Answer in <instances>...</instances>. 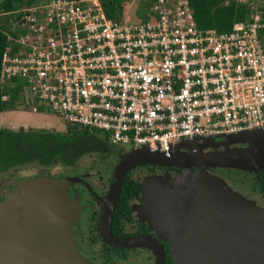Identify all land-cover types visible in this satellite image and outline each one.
Listing matches in <instances>:
<instances>
[{
	"label": "built area",
	"instance_id": "1",
	"mask_svg": "<svg viewBox=\"0 0 264 264\" xmlns=\"http://www.w3.org/2000/svg\"><path fill=\"white\" fill-rule=\"evenodd\" d=\"M14 13V30L1 28L4 101L16 87L30 111L166 154L183 139L264 127L259 13L229 31L199 28L189 0H151L137 21L108 17L101 0H48Z\"/></svg>",
	"mask_w": 264,
	"mask_h": 264
},
{
	"label": "water",
	"instance_id": "2",
	"mask_svg": "<svg viewBox=\"0 0 264 264\" xmlns=\"http://www.w3.org/2000/svg\"><path fill=\"white\" fill-rule=\"evenodd\" d=\"M219 136L223 139L217 144L247 145L194 156L178 151L187 142L196 147L211 146L208 141L214 137H206L198 144L199 139H183L168 154L147 147L123 154L108 192L100 199L97 230L103 242L113 247L148 248L155 255L154 264H164L158 239L119 240L111 233L123 180L137 165L198 166L199 171L172 183L159 178L140 183L145 198L142 218L170 242L174 264H264V207H256L224 188L221 180L206 171L211 165L251 172L264 169V127ZM75 181L67 178L53 184H19L6 194L0 201V264H94L79 255L70 232L77 208L74 201L65 198V190Z\"/></svg>",
	"mask_w": 264,
	"mask_h": 264
},
{
	"label": "flooded vegetation",
	"instance_id": "3",
	"mask_svg": "<svg viewBox=\"0 0 264 264\" xmlns=\"http://www.w3.org/2000/svg\"><path fill=\"white\" fill-rule=\"evenodd\" d=\"M91 132H93V134L100 137L106 142L104 147V152L98 151L97 153L94 152L87 153L81 156V158L78 159L75 162V164L72 165H68L65 164L64 162L58 161L61 163L63 167H66L69 170L70 169L76 170L77 164L82 159L92 155L96 159L92 164L87 165V167L85 164L86 169L84 173L83 174L79 173L78 177L74 176L76 178V181L72 185H69L66 188V190L69 192V196L71 200L72 201L77 200L78 203V205L75 204L78 214L77 216H75V219L72 222V226L70 230V232L72 231L73 233L72 236L74 237L73 238L74 243L76 244L80 253L90 254L91 258L89 259L97 264H111L112 262H117L119 264H154L155 255L150 249L145 247L109 246L103 242L97 230V216H98V211L102 204L100 199L105 197L106 193L108 192L114 174L113 169L110 175L108 174L105 175L102 173V171L104 170L105 165H108V163L111 162L110 159H113L117 156L119 159V156L131 151L132 146L111 143L104 134L97 131H91ZM222 139H223L222 137H217L214 139L213 147L209 146L204 148L200 146L196 147V145H193L194 143L192 144L191 142H188L186 147L181 146L178 149V151L183 154L194 156L196 154H200L204 152L224 151L227 148L243 147L247 145L246 143L217 144V142L221 141ZM96 157H98L99 160ZM23 166L24 165H19L17 167H23ZM114 166L116 167V165ZM15 167L16 166L4 170L3 172L0 173V176L6 171ZM185 170L194 172L200 170V167L191 166L190 169H187L185 167H177L174 165L167 166V165H159V164H143V165H137L132 169H130L126 173L125 179L129 178L135 181L136 185L139 187L138 192H136V194L132 196V198L128 199L127 208L124 209L123 213L120 215L117 221V225L114 228H112L111 226L112 235L119 240H126L131 238L142 237V236L154 237L159 240V242L163 247L165 254L164 264L166 262L167 256L170 257L171 263L169 264H174V260L170 255V249H171L170 242L166 240L161 234H158V232L154 228L150 227L148 225V222L141 221L139 219L140 218L139 208H141L142 206H144L143 204H145V198L140 191V181L143 180L142 178H145L146 175H149L150 178L152 177V179H158L159 177L165 179L175 178L178 177L180 173ZM206 170L213 177L218 178L219 180L222 179L226 183L224 186H227L232 190L241 193L247 199L254 201L257 205L264 206V169L258 170L257 172H251V171L239 170L237 168L211 165V166H207ZM233 171L241 172L246 176L249 175L250 180L246 182L248 185L246 193H242L241 186L239 187L241 180L240 182L236 181V176H235L236 174L233 173ZM141 176L142 178H140L141 180H139L138 177ZM229 180L231 182H229ZM17 184L18 182H16L15 185H10L9 187L7 186L5 190H8L11 187H15ZM251 186H253V188ZM2 195L3 193H0V197H2ZM115 210H116V206L113 212L112 220L115 214ZM112 220H111V224H112ZM84 232L86 234H84ZM97 242H99L98 244L100 245L98 247L99 250L97 249L98 250L97 254L96 255L94 254L97 257V259H93L92 258L93 254H91L89 248L91 247V245L95 246ZM83 244H85L86 249H82ZM141 252L142 253L146 252L147 253L146 257L142 261H139V263H137L136 260H138L139 256L141 255ZM132 255H134V259L136 260L133 259V261L129 262V258H132Z\"/></svg>",
	"mask_w": 264,
	"mask_h": 264
},
{
	"label": "trees",
	"instance_id": "4",
	"mask_svg": "<svg viewBox=\"0 0 264 264\" xmlns=\"http://www.w3.org/2000/svg\"><path fill=\"white\" fill-rule=\"evenodd\" d=\"M32 1L1 0L0 12L14 14L15 10L23 5L32 4ZM189 2L199 28L229 31L233 23L250 20L253 15L248 4L237 0H189ZM101 3L108 17L113 19L121 17L123 0H101ZM262 15L264 20V13ZM6 43V35L0 28V62ZM10 91V98L4 101L1 98L4 90L0 87V112L16 108L26 109L19 101L17 88L14 87ZM105 143L91 130L80 126L66 125L65 132L45 128H0V173L10 167L29 163L47 167L61 161L72 165L87 153L104 152ZM138 188L135 181L129 178L123 180L112 228L117 225L120 215L127 208L128 199L138 192ZM169 263L170 257L167 256L165 264Z\"/></svg>",
	"mask_w": 264,
	"mask_h": 264
},
{
	"label": "rangeland",
	"instance_id": "5",
	"mask_svg": "<svg viewBox=\"0 0 264 264\" xmlns=\"http://www.w3.org/2000/svg\"><path fill=\"white\" fill-rule=\"evenodd\" d=\"M47 1L48 0H33L32 4L37 5V4L45 3ZM237 1H239V2L242 1L241 3L248 4L252 14L259 13L261 15V17L263 18L262 14L264 13V9H263L264 8V0H237ZM0 2H1V0H0ZM150 5H151V0H123V6H122L121 14L128 15L129 17L132 18V21L141 20L142 18H145L148 16V14L150 12ZM16 16H17L16 13L10 14V13L0 12V28H2L5 31H13L14 30L13 21H14ZM260 36H261L262 42L264 44V28L260 30ZM4 127L5 128H9V127H13V128L15 127L16 128L17 127V129L19 127H24V128L25 127H28V128L41 127V128H45V129H49V130H54L57 132H65L66 131V124L61 118H57L48 112H46V113L45 112H33V111H30V110L25 109V108L24 109L23 108H16V109H13L10 111L8 110L7 112H0V128H4ZM205 138H201V139L197 140L196 144H198V142H201ZM215 138H217V137H214L213 139H215ZM184 140L186 141L187 139H184ZM208 142L211 143L210 145L212 147L214 146V140H209ZM227 149H232V148H227ZM121 156H119V159H118V156L113 158V159H110L111 162L108 163V165H105V168L102 171V173L105 175L106 174L110 175L112 173V169L114 170V167H115L114 165H117V163L120 161ZM96 158L99 160L98 157H96ZM95 160L96 159L93 155L82 159L77 164L76 170H73V169L69 170L68 168L63 167L61 165V163L58 161L49 167H41V166H38V164L36 165V163H32V164L29 163V165L26 164L23 167H17L16 166L15 168H12V169L6 171L5 173H3L0 176V193H3L2 197H0V201L4 199L6 194H8L9 192L15 191L16 188L19 186V184L21 186L27 185V184L32 185L31 183L53 184L55 182H58L60 180H64L67 178H75L74 176L78 177V174L79 173L83 174L87 165L92 164ZM85 164H86V167H85ZM239 170H241V169H239ZM189 172H190L189 170H185V171L181 172L178 177L167 178L166 182L172 183V182H175L176 180L183 179L186 177V174ZM233 173L236 174L235 175L236 181L240 182V180H241L239 187L241 186L242 193H246L247 188H248V185L246 182H248V180H250L249 175L246 176V175L242 174L241 172H236V171H233ZM140 178H142V176L138 177L139 180H141ZM149 178H150V176L146 175L145 178H142L143 180H141L140 183H144ZM150 179H152V177ZM159 179L164 180L165 178L159 177ZM228 179H230V178H228ZM220 180L222 182V186L224 188L228 189L229 187L224 186L226 183L222 179H220ZM16 182H18V184L15 187H11L8 190H5L7 188V186L9 187L10 185H15ZM229 182H231V181L229 180ZM251 187L253 188V186H251ZM219 188L224 190V188H222L221 186H219ZM229 189L232 190L231 188H229ZM140 191H141V187H140ZM232 192L237 194L238 196L246 199L247 201H252V200L247 199L245 196H243L241 193H239L235 190H232ZM141 193H142V191H141ZM65 195H66L65 196L66 199H71L69 196V192L67 190H65ZM74 202L76 203V205H78L77 200H74ZM252 202L255 204L256 207H264V206L257 205L254 201H252ZM141 208H139V217H140L139 219L141 221H145L141 215V210H140ZM76 213L78 214V211ZM77 214H76V216H77ZM152 228H154V227H152ZM84 234H86V233L84 232ZM98 243L99 242L96 243L97 247H96V245L95 246L91 245V247L89 248L91 254H93L92 255L93 259H97V257L95 255L97 254V252L99 250L98 247L100 245ZM75 248L77 249L80 256L84 257L87 261H90L94 264H97V263H95L89 259V258H91L90 254L80 253L76 244H75ZM82 249H86L85 244L82 245ZM93 252H95V253H93ZM146 254H147L146 252H143V253L141 252V255L139 256L138 260L134 259V255H132V258H129V262L133 261V259H134V260H136L137 263H139V261H142L146 257ZM115 264H119V263L115 262Z\"/></svg>",
	"mask_w": 264,
	"mask_h": 264
},
{
	"label": "crops",
	"instance_id": "6",
	"mask_svg": "<svg viewBox=\"0 0 264 264\" xmlns=\"http://www.w3.org/2000/svg\"><path fill=\"white\" fill-rule=\"evenodd\" d=\"M8 111V110H7ZM7 111H2V112H7ZM10 111V110H9ZM9 128H12V129H17V127L15 128H13V127H9ZM25 128H28V127H25ZM38 128H41V127H38Z\"/></svg>",
	"mask_w": 264,
	"mask_h": 264
},
{
	"label": "bare ground",
	"instance_id": "7",
	"mask_svg": "<svg viewBox=\"0 0 264 264\" xmlns=\"http://www.w3.org/2000/svg\"><path fill=\"white\" fill-rule=\"evenodd\" d=\"M200 169H201V167H200ZM68 208H71V203H69Z\"/></svg>",
	"mask_w": 264,
	"mask_h": 264
}]
</instances>
